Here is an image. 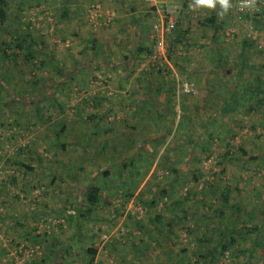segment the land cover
<instances>
[{
  "label": "rangeland",
  "instance_id": "rangeland-1",
  "mask_svg": "<svg viewBox=\"0 0 264 264\" xmlns=\"http://www.w3.org/2000/svg\"><path fill=\"white\" fill-rule=\"evenodd\" d=\"M70 1L63 9L67 0H8L0 29V264H91L92 245V264H264L263 235L254 247L238 228L223 239L235 240L225 256L214 245L235 225L264 231V107L240 86L229 110L241 75L259 77L264 89V9L238 21V0H229L218 53L200 43L185 52L176 44L181 2L141 0L152 12L135 18L136 6L134 14L115 0ZM167 12L178 21L167 38L170 67L152 57ZM196 18L190 23H203ZM16 30L42 42L32 62H17L7 47ZM177 79L197 94L178 95ZM16 91L52 108L38 115L27 97L16 104ZM92 185L95 209L80 199Z\"/></svg>",
  "mask_w": 264,
  "mask_h": 264
},
{
  "label": "trees",
  "instance_id": "trees-1",
  "mask_svg": "<svg viewBox=\"0 0 264 264\" xmlns=\"http://www.w3.org/2000/svg\"><path fill=\"white\" fill-rule=\"evenodd\" d=\"M216 20H217L216 18L211 17L207 21H209V23L211 25H213V24H215ZM9 21L10 20L8 18V0H0V29H2V28L5 29L7 24H9ZM18 30H16V40H15L16 46L9 44V45H7V47L10 49L16 48L18 50V51H16L17 62H19L22 59H24L27 63L32 62L36 58V55L38 54V50H37L36 46L37 47L41 46L42 42L36 41L33 38V36L30 34V32L28 33V31H25V32L20 33V31H18ZM177 36H179V35H177ZM141 49H142V47L141 48L139 47L138 51L134 52L135 53L134 56H131L133 58V60L136 58V55L139 52H142ZM4 53H5L4 57H6L7 53L5 51H4ZM127 59L130 60L129 57H127ZM59 74H61V73L59 72ZM66 75L69 78L72 75H74V73H67ZM59 82H65V80H63V78H62V80L61 81L58 80L56 82V84H59ZM262 84H263V81L261 79H258V82L242 83V88L247 90V92H249L251 96L254 95V99H255L254 108H263L264 107V89L262 88ZM239 88H240V86L236 84L235 88L232 92V95H231L232 104L230 106L232 108L229 110H234V107L237 105L236 96H239V94H240ZM171 90H173V89L171 88ZM25 93H27V94H21L20 95L16 91V104L23 103V105H25V101H22L21 98H23V100H24V98L27 97L28 99H30L32 105L36 106V111H37L38 115H41L42 113L47 114V112L50 111V108H52V104L47 105V107H45L46 105H44V106L40 105L45 100L43 96H40V95L39 96L38 95L32 96L27 91ZM11 94H13L12 91H11ZM171 94L172 95L175 94V89H174V91H172ZM171 94H170V96H172ZM12 96L15 98L14 94ZM138 96H140V95H138ZM20 109H21V107H19L18 110H20ZM191 143H193V142H191ZM57 145L60 148H62L63 150L66 147L64 143L63 144L57 143ZM168 163H169V161H168ZM172 164L175 165L174 162ZM123 167H124V169H127L128 171L132 172L131 171V169H132L131 164L124 165ZM27 169L32 170V171L34 170V169H31V167H27ZM173 172H177V171L174 170ZM106 175H108V173H106ZM166 194L168 195L170 193H168V191H164L162 193V196H165ZM81 196H82V198H80V199H81V202L83 204L84 203L87 204V206L90 209H95L98 206V202L100 200V189L98 187L92 185L91 187H88L86 189V191H84V193ZM223 199H224L226 204L230 203L231 193L229 190L228 191L226 190ZM204 208L206 210V213L209 212L208 207H204ZM89 212H91V211H89ZM175 214H176V216H178L177 212ZM158 220L160 221V218H158ZM175 220H176V218H175ZM175 220L168 223V234H169V232H171L174 229L173 223L175 222ZM186 220H187V217L185 214H183L182 224L185 223ZM159 221H157V222H159ZM261 227H262V225L260 227H259V225H253L251 227H247V225L243 224L241 227H238L237 225H235V226H233V228L228 227V228H226V230L225 229H223L222 231L220 230V235L217 236V240H215L214 245H216L217 247H219V246L222 247L221 255L225 256L226 252L231 247L234 246L235 240L231 239V240H228L226 242H223V239L228 238L231 234L236 232L237 229L239 228L243 232V234H246L244 237L251 240L252 245L255 247L257 245L258 238H260V236H262V235L264 236V231L262 230ZM224 230H225L226 234L224 233ZM166 236L167 235H164V237H166ZM240 238H242V237H240ZM205 240H206V237L203 236V239L200 240V244H199L200 248H201L200 250H203L202 245L205 242ZM253 246H252V248H253ZM134 248L136 249V251L138 253H140L142 251L141 249H139L135 245H134ZM86 250H87L88 255L91 257V264H92L96 258L98 250L93 245L88 247ZM52 253H53L52 255H56V251H54ZM201 256H206V255H201ZM43 262L44 261H41L42 264H43Z\"/></svg>",
  "mask_w": 264,
  "mask_h": 264
},
{
  "label": "crops",
  "instance_id": "crops-1",
  "mask_svg": "<svg viewBox=\"0 0 264 264\" xmlns=\"http://www.w3.org/2000/svg\"><path fill=\"white\" fill-rule=\"evenodd\" d=\"M81 1V0H80ZM90 2H93V0H88ZM116 3L118 4L117 6H121L122 3L123 4H128V7L130 8V10H134L135 6L138 9V16L135 18H140L141 16L139 15L140 13L143 12V17H149V14L152 12L149 11H142V9H145V5H143L140 1L141 0H115ZM123 1V2H121ZM129 1V3H128ZM67 0L66 5L63 6V9H69L68 5H72L74 3V1H70ZM177 2H181L184 7L186 8L184 15L186 16H182V25L181 28L183 31H181L180 35L177 36V40H176V44L178 43L180 45V47H184V51L185 52H189L190 45L191 43H200L202 45L206 46V49L209 48L213 51H215L216 53H218L217 47H220L218 41H219V36L221 35V33L223 32V29H226V21L228 20V13L229 11H224L219 3H216L215 9H210L206 6H196L195 0H155L154 3H156L158 7H160L162 4L165 5L167 8L170 4H175ZM84 2H78V5L75 7L81 8L84 6ZM162 5V6H163ZM74 6V5H72ZM71 6V7H72ZM147 8H149V5H146ZM76 9V8H75ZM68 11V10H67ZM134 14H136L135 10H134ZM133 15V14H132ZM202 15L205 16L204 19L202 18ZM196 19L198 18H202L203 19V23L201 24H196L197 21H194L192 23H190L192 21V19L194 17H196ZM214 17L216 18V22L215 24L211 25L209 23V21H207L209 18ZM134 18V17H133ZM232 18V17H231ZM191 20V21H190ZM136 26L138 25L137 23H135ZM138 29L136 30V33L138 34L137 36H139L141 38V40L138 42V44L140 45V43H142V34L140 32V26H137ZM196 28H199L201 31L203 30L205 32V35L202 37L201 35H199L198 33L196 34ZM190 31V32H189ZM186 32V33H185ZM127 33H130L129 31ZM141 34V35H140ZM139 37H137L139 39ZM144 38V37H143ZM190 44V45H189ZM207 44V45H206ZM178 45V47H179ZM139 49V47H138ZM137 49V50H138ZM249 49L248 47V42L247 40L243 41L242 43H240V54L241 56H243L244 51H245V56L247 57V50ZM132 50H135V48H132ZM134 62V61H133ZM239 77V76H238ZM214 78V77H212ZM257 78V77H256ZM258 79H260L259 77L255 80V76L253 78L250 77V75H246L243 74L241 75L238 80L243 83H250V82H258ZM239 86H242V83H240ZM159 106V105H158ZM172 210V208H171ZM27 213H24V215ZM29 214V213H28ZM28 214L25 217H28ZM19 218V217H16ZM16 226L23 227V225L20 222H16Z\"/></svg>",
  "mask_w": 264,
  "mask_h": 264
},
{
  "label": "built area",
  "instance_id": "built-area-1",
  "mask_svg": "<svg viewBox=\"0 0 264 264\" xmlns=\"http://www.w3.org/2000/svg\"><path fill=\"white\" fill-rule=\"evenodd\" d=\"M263 9L264 0H238L236 7L237 20H244V16L246 19L247 13L250 11H261ZM177 25L178 21L173 16V12H167L165 20H163L161 24L155 25L154 32L156 46L153 52L154 55L152 57L156 63L161 65L167 64V66H169L167 54L172 48L168 44L167 38L173 34L174 30L177 28ZM164 67H166V65ZM177 92L178 95H195L197 94V89L194 84L183 82L177 79Z\"/></svg>",
  "mask_w": 264,
  "mask_h": 264
},
{
  "label": "clouds",
  "instance_id": "clouds-1",
  "mask_svg": "<svg viewBox=\"0 0 264 264\" xmlns=\"http://www.w3.org/2000/svg\"><path fill=\"white\" fill-rule=\"evenodd\" d=\"M196 6H206L210 9H214L216 3H219L224 11H227L230 7L229 0H195Z\"/></svg>",
  "mask_w": 264,
  "mask_h": 264
}]
</instances>
